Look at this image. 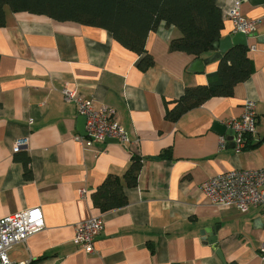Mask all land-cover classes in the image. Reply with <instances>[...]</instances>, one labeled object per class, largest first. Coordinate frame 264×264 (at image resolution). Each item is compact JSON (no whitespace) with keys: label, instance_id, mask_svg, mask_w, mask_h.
<instances>
[{"label":"crops","instance_id":"crops-1","mask_svg":"<svg viewBox=\"0 0 264 264\" xmlns=\"http://www.w3.org/2000/svg\"><path fill=\"white\" fill-rule=\"evenodd\" d=\"M217 2L224 12L240 2L242 15L258 22L255 33L246 36L253 73L231 98H212L177 122L168 120L167 112L188 89L208 85L219 62L204 72L195 62L215 52L197 58L171 51L179 33L162 23L146 43L154 65L142 71L141 57L104 29L7 9L6 26L0 28V219L41 207L46 223L10 250L12 262L224 264L207 240L213 228L228 264H264L261 208L222 210L201 191L216 175L264 169V4ZM231 35L237 34L224 22L221 39ZM66 85L97 107L114 109L131 142L79 145L74 137L86 135L85 123L61 94ZM246 101L256 104L258 124L238 153L227 122L241 117ZM215 123L227 133L214 130ZM221 137L227 140L224 150ZM23 138L29 139V150L14 152ZM167 150L170 156L159 158ZM134 157L142 168L137 186L125 190L128 204L101 212L93 194L109 176L122 177ZM97 214L104 231L96 252L87 254L73 243L75 227Z\"/></svg>","mask_w":264,"mask_h":264},{"label":"trees","instance_id":"trees-1","mask_svg":"<svg viewBox=\"0 0 264 264\" xmlns=\"http://www.w3.org/2000/svg\"><path fill=\"white\" fill-rule=\"evenodd\" d=\"M7 9L104 29L122 47L141 57L142 71L154 65L146 43L149 34L162 23L174 26L179 33L170 42V50L197 58L214 52V44L224 30V13L217 0H0V28L6 26ZM248 50L246 46H236L224 54L218 71L209 76L208 85L188 89L167 112V119L177 122L212 98H231L236 86L252 76ZM170 152L167 150L159 158L169 157ZM29 162L27 158L25 167ZM141 168L140 158L134 157L122 177L109 176L93 194L94 206L103 213L125 207V190L137 186Z\"/></svg>","mask_w":264,"mask_h":264},{"label":"built area","instance_id":"built-area-1","mask_svg":"<svg viewBox=\"0 0 264 264\" xmlns=\"http://www.w3.org/2000/svg\"><path fill=\"white\" fill-rule=\"evenodd\" d=\"M224 22L231 27L233 34L242 33L252 36L258 22L245 18L241 13L240 2L234 3L231 9L224 12ZM255 50L256 48H252ZM61 94L68 103H73L78 115L85 119L86 136H75L74 140L86 149H91L95 143L116 141L121 145L131 142L128 133L119 123L116 111L107 106L97 107L93 99H87L78 93L77 89L66 85ZM256 104L246 101L240 118L230 119L227 126L235 134V149L240 153L246 147V137L256 133ZM227 147L225 137L220 138V149ZM29 139H18L12 150L14 152L28 151ZM201 191L211 203L222 210L236 209L247 213L253 208H261L264 215V169H235L219 174L206 180ZM82 195L86 191H81ZM46 228L41 207H32L0 219V264H15L9 257L10 250L17 244L25 243L30 237ZM104 231V219L97 214L75 227L73 243L87 254L96 252V239ZM264 254V247L262 249Z\"/></svg>","mask_w":264,"mask_h":264},{"label":"water","instance_id":"water-1","mask_svg":"<svg viewBox=\"0 0 264 264\" xmlns=\"http://www.w3.org/2000/svg\"><path fill=\"white\" fill-rule=\"evenodd\" d=\"M248 1L252 5H255V6L264 4V0H248ZM236 46H246V36L244 34L239 33L235 36L231 35V36H228L224 39H220V40L216 41L214 44V52L215 53L212 55V57L207 58L205 60L204 59L203 60L202 59L197 60L195 62V66L198 68H201V72H204V67L206 65L212 64L216 61L219 62L222 59V57L224 56V54H226L228 51H230L231 49H233ZM81 118L84 120V123H85V119L83 117H81ZM214 130H216L217 132H220V134H222V135H225L227 133V128L225 126L221 125L220 123H215ZM232 141H233V146L235 147V136L233 137ZM109 142H116V141H109ZM202 234L205 237L207 236L206 232H203ZM208 235H209L208 236L209 238L207 240L211 244L214 245V248L216 249L217 255L220 258V260L224 264H228L224 258L223 252L219 249V247L217 245V239L214 235V229L213 228L211 230V233H209Z\"/></svg>","mask_w":264,"mask_h":264}]
</instances>
